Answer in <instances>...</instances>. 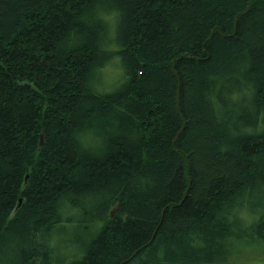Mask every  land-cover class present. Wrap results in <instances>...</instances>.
<instances>
[{
  "label": "trees",
  "instance_id": "trees-1",
  "mask_svg": "<svg viewBox=\"0 0 264 264\" xmlns=\"http://www.w3.org/2000/svg\"><path fill=\"white\" fill-rule=\"evenodd\" d=\"M263 147L264 0H0V264L264 252Z\"/></svg>",
  "mask_w": 264,
  "mask_h": 264
},
{
  "label": "rangeland",
  "instance_id": "rangeland-1",
  "mask_svg": "<svg viewBox=\"0 0 264 264\" xmlns=\"http://www.w3.org/2000/svg\"><path fill=\"white\" fill-rule=\"evenodd\" d=\"M110 69H107V75L111 76L113 70L116 69L115 66H109ZM114 78V76H112ZM84 230L77 225V222L72 223H62L59 228L54 230L51 234V240L53 242L61 241L62 248L57 251L58 254H61V257L69 258L71 257V251L74 249L77 241L85 237ZM239 247L244 248V251H240L235 254L233 257L224 264H264V252L261 250V243L252 241V242H242L239 244ZM221 264H223L221 262Z\"/></svg>",
  "mask_w": 264,
  "mask_h": 264
},
{
  "label": "bare ground",
  "instance_id": "bare-ground-1",
  "mask_svg": "<svg viewBox=\"0 0 264 264\" xmlns=\"http://www.w3.org/2000/svg\"><path fill=\"white\" fill-rule=\"evenodd\" d=\"M123 9V8H122ZM83 42V41H82ZM120 47V46H119ZM242 122V121H241ZM258 146V145H257ZM256 148V147H255ZM264 148V147H263ZM260 149V148H259ZM101 219V218H100ZM103 220V219H102ZM232 251V250H231ZM194 263V262H193Z\"/></svg>",
  "mask_w": 264,
  "mask_h": 264
}]
</instances>
